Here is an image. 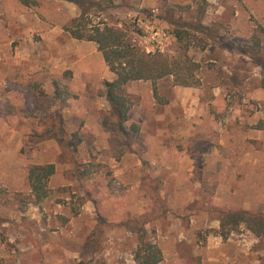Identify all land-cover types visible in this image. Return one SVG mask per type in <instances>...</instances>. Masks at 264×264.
<instances>
[{
  "label": "rangeland",
  "instance_id": "rangeland-1",
  "mask_svg": "<svg viewBox=\"0 0 264 264\" xmlns=\"http://www.w3.org/2000/svg\"><path fill=\"white\" fill-rule=\"evenodd\" d=\"M29 2L0 0V264H137L141 243L158 264H264V237L219 219L264 214V0L91 8L92 25L179 65L156 94L151 81L123 86L127 135L113 129L115 76L96 44L65 31L81 8ZM48 164L37 203L28 171Z\"/></svg>",
  "mask_w": 264,
  "mask_h": 264
},
{
  "label": "trees",
  "instance_id": "trees-1",
  "mask_svg": "<svg viewBox=\"0 0 264 264\" xmlns=\"http://www.w3.org/2000/svg\"><path fill=\"white\" fill-rule=\"evenodd\" d=\"M19 1L25 6L31 4L29 0ZM70 1L81 8V12L78 17L65 27V31L74 39L91 41L96 44L104 63L115 76L114 80L104 83V97L109 105L110 113L115 119L112 123L113 129L127 135L129 132L125 129L124 122L128 120L130 104L128 98L122 92L123 86L131 81H151L153 92L156 94L154 83L166 76H174L179 65L158 52L146 53V51L132 42V39L128 37L124 30L104 23L101 25L91 24V20L88 19L90 9L99 8L102 4L106 8L110 7L115 0H97L95 2L92 0ZM175 34L180 37V32ZM196 67L198 66L196 65ZM196 83L197 81L193 80V77L187 78V76L179 81V84L184 86L195 85ZM53 87L55 98L65 101L70 96L58 82H54ZM131 130L138 132V127L132 125ZM53 174L54 166L52 164L30 167L28 179L31 192L37 203L47 197V180ZM219 212L222 228L243 224L245 228L257 237H264L263 213H252L244 209ZM135 260L137 264H158L162 260L161 251L154 244L141 243L136 252Z\"/></svg>",
  "mask_w": 264,
  "mask_h": 264
}]
</instances>
